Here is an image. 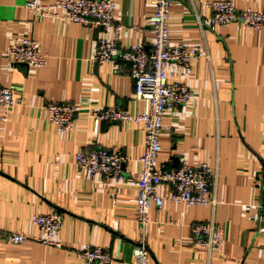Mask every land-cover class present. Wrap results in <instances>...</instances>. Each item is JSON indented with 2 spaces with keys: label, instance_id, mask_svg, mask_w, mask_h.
<instances>
[{
  "label": "crops",
  "instance_id": "0c3cea01",
  "mask_svg": "<svg viewBox=\"0 0 264 264\" xmlns=\"http://www.w3.org/2000/svg\"><path fill=\"white\" fill-rule=\"evenodd\" d=\"M29 0H0V87L17 101L0 109V264H87L76 254L100 247L111 264H131L133 245L144 240L150 264H264V235L257 232L264 205V25L258 31L237 23L210 28L204 3L231 1L237 11L264 13V0H178L169 12V44L199 46L186 86L193 100L163 114L157 166L206 164L215 174L208 197L214 206H186L164 201L151 205L144 232L135 222L138 159L144 151L142 124L100 123L87 109L118 107L130 115L148 110L134 99L127 66L117 60L92 64L96 43L111 35L54 19H36ZM48 5L61 0H34ZM152 0H112L115 21L124 27L118 49L134 44L147 49L153 36L147 19ZM203 25L199 27L196 18ZM138 27L139 30H133ZM26 36L46 56L41 69L10 66V42ZM80 108L72 128L58 133L45 119L46 103ZM6 118V121H2ZM121 150L127 158L124 182L88 178L74 161L79 151ZM161 197L170 188H156ZM36 214L60 220L59 248L43 246L31 224ZM224 229L220 253L193 246L190 227L209 224ZM20 234L27 241L10 244Z\"/></svg>",
  "mask_w": 264,
  "mask_h": 264
},
{
  "label": "built area",
  "instance_id": "2783aa9c",
  "mask_svg": "<svg viewBox=\"0 0 264 264\" xmlns=\"http://www.w3.org/2000/svg\"><path fill=\"white\" fill-rule=\"evenodd\" d=\"M154 14L147 19V30L153 36L150 48L143 44H134L126 51L118 49V43L124 27L115 21V6L112 0H61L48 5H39L34 0L25 3L36 19H54L74 23L82 27H99L111 35L97 41L92 64H103L117 60L127 66V76L133 82L134 99L145 101L148 110L138 115H130L118 107L87 109L89 116L100 123L142 124L145 130L144 151L138 162L141 170L132 175L136 181L135 222L141 232L150 223L148 210L151 205L160 208L164 201L186 206H214L215 201L208 197L213 187L214 173L206 164L189 166L181 164L176 168L163 169L157 166L161 151L159 138L163 133L162 118L167 111L184 107L193 100V92L186 86L185 80L190 74L191 61L203 50L199 46L184 43L169 44L168 21L170 8L178 0H152ZM211 15L206 24L210 28L237 23L245 29L258 31L264 25V13L250 9L237 11L231 1H213L204 3ZM199 27L203 25L195 17ZM138 31V27H133ZM5 58L10 66L23 65L27 68L41 69L46 63V56L39 51L36 41L26 36L13 39ZM12 91L0 87V109L9 110L16 104ZM45 119L53 124L58 133L71 130L74 118L80 108L73 103H46L43 107ZM6 121V118H2ZM74 161L90 179L102 176L116 182H124L127 174L123 166L127 158L121 150L110 151L96 149L79 151ZM166 185L170 193L161 197L156 188ZM264 191V180L261 182ZM31 224L40 233L34 238L37 243L59 248L57 238L61 223L53 215L36 214L31 217ZM260 224L257 232L264 235V205L261 208ZM193 246L206 249L208 253H220L225 240L224 229L209 224H195L190 227ZM10 244L20 245L27 238L20 234L7 237ZM76 256L87 264H111V254L100 247L85 246ZM131 264H150L149 251L143 239L131 249Z\"/></svg>",
  "mask_w": 264,
  "mask_h": 264
}]
</instances>
